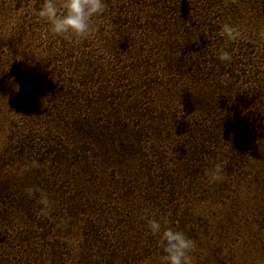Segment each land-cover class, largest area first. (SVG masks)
Returning a JSON list of instances; mask_svg holds the SVG:
<instances>
[{
    "label": "rangeland",
    "instance_id": "obj_1",
    "mask_svg": "<svg viewBox=\"0 0 264 264\" xmlns=\"http://www.w3.org/2000/svg\"><path fill=\"white\" fill-rule=\"evenodd\" d=\"M104 2L66 40L0 0V264H159L152 214L193 264H264V0Z\"/></svg>",
    "mask_w": 264,
    "mask_h": 264
},
{
    "label": "clouds",
    "instance_id": "obj_2",
    "mask_svg": "<svg viewBox=\"0 0 264 264\" xmlns=\"http://www.w3.org/2000/svg\"><path fill=\"white\" fill-rule=\"evenodd\" d=\"M106 10L104 0H43L37 16L43 19L49 27V31L58 37L66 40L73 38L84 39L93 32L91 21L94 17H101ZM222 37L228 43H234L240 38L238 28L230 23L221 26ZM218 60L231 62V54L219 50ZM40 167L37 161L33 160L26 164L24 171ZM223 164L217 163L213 166L209 176L211 180L222 179ZM28 198L38 196L37 203L40 205V215L48 216L53 202L47 192L38 187L25 189ZM148 232L157 238V246L161 250L159 264H193V256L196 249L195 241L185 231L177 230L168 226L164 217H156L155 214L146 216ZM62 224L67 221H61Z\"/></svg>",
    "mask_w": 264,
    "mask_h": 264
},
{
    "label": "trees",
    "instance_id": "obj_3",
    "mask_svg": "<svg viewBox=\"0 0 264 264\" xmlns=\"http://www.w3.org/2000/svg\"><path fill=\"white\" fill-rule=\"evenodd\" d=\"M208 55H209V54L206 53V56H208ZM199 57H201V55H200ZM210 60H211V58L208 59V60H205L203 63L207 62V65H215V64H212V63L210 62ZM197 62H198V61H197ZM83 123H84V122H82V123L80 124V122H77V123L73 124V130H74L75 133H77L78 135H79V129H80V130H83L82 127H84V125L81 127V125H82ZM77 125H78V126H77ZM86 126H88V125H86ZM53 153H56V154L58 155L57 152H52V153H50V155H52Z\"/></svg>",
    "mask_w": 264,
    "mask_h": 264
}]
</instances>
